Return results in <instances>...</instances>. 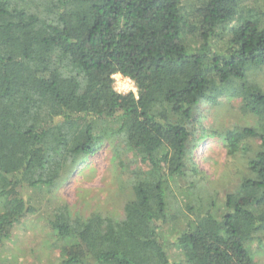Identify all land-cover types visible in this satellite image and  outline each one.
Returning a JSON list of instances; mask_svg holds the SVG:
<instances>
[{"label":"trees","instance_id":"1","mask_svg":"<svg viewBox=\"0 0 264 264\" xmlns=\"http://www.w3.org/2000/svg\"><path fill=\"white\" fill-rule=\"evenodd\" d=\"M259 1L0 0V245L51 206L42 217L65 242L60 264H260L264 89L249 79L264 73ZM117 74L137 92H118ZM227 94L253 124L198 126L199 106ZM209 135L236 163L225 194L193 161ZM106 136L141 162L123 216L75 214L60 182Z\"/></svg>","mask_w":264,"mask_h":264},{"label":"rangeland","instance_id":"2","mask_svg":"<svg viewBox=\"0 0 264 264\" xmlns=\"http://www.w3.org/2000/svg\"><path fill=\"white\" fill-rule=\"evenodd\" d=\"M258 4L264 5V0ZM249 79L264 89V73H251ZM114 85L118 92H137L134 82L126 77L117 75ZM240 102L239 98L232 99L229 94L219 97L216 104L203 102L195 114L199 117L197 125L225 128L253 124V117L243 113ZM193 161L207 174L212 189L219 193L232 191L240 182L236 163L228 158L222 142L211 135L199 141ZM140 166V159L127 149L123 140L102 137L96 153L83 158L75 173L60 182L57 195L75 214L87 217L100 212L121 218L126 186L132 172ZM48 208L44 206L38 215H29L16 225L12 237L0 245V264H60V248L65 242L60 243L58 237L47 230L42 216L47 214ZM176 225L174 223L173 227L177 228ZM257 259L264 264V253L258 254Z\"/></svg>","mask_w":264,"mask_h":264},{"label":"built area","instance_id":"3","mask_svg":"<svg viewBox=\"0 0 264 264\" xmlns=\"http://www.w3.org/2000/svg\"><path fill=\"white\" fill-rule=\"evenodd\" d=\"M117 75L120 76L121 78H123V76H121V75H119V74H117ZM117 75H114V76H113V78H114L115 80H116ZM128 80H129V81H132V80L129 79V78H128ZM117 91H118V90H117ZM119 92H120V91H119Z\"/></svg>","mask_w":264,"mask_h":264}]
</instances>
